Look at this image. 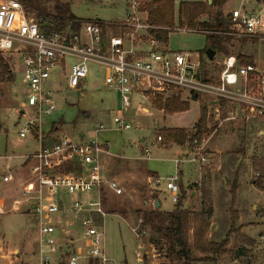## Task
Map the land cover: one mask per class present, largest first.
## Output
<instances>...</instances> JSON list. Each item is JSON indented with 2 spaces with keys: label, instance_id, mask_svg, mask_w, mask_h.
<instances>
[{
  "label": "built area",
  "instance_id": "2783aa9c",
  "mask_svg": "<svg viewBox=\"0 0 264 264\" xmlns=\"http://www.w3.org/2000/svg\"><path fill=\"white\" fill-rule=\"evenodd\" d=\"M149 2L128 0L120 19L78 17L63 28L45 30L20 0H0V53L15 54L22 67L23 98L13 114L19 135L33 133L39 142L37 150L26 156V170L15 173L10 168L2 175L1 180L11 184L16 194L0 196V214L20 211L35 216L38 264H105L109 260L105 229L90 214L96 210L106 215L101 197L94 196L105 182L115 194L124 191L116 178L104 179L103 155L109 149L96 139L76 141L44 130L51 124L45 119L58 109L59 95L81 91L93 73L92 65L103 73L102 83L118 95L120 108L113 116L118 130L138 128L126 112L138 106L147 112L146 103L162 95L205 98L216 125L264 118V72L255 63H240L233 54L216 60L218 69H203L201 53L170 49L155 34L159 27L149 19ZM231 13L232 23L225 33L232 39L259 33L263 25L259 13L242 7ZM74 22L77 28L72 27ZM167 29L202 31L178 23ZM104 129L99 124L95 131ZM157 139L161 141L162 136ZM206 143L205 139L191 144L193 155L188 160L199 164L200 170L209 163ZM151 150L149 146L147 154ZM181 161L175 159L174 175L148 177L152 189L162 188L175 204L181 192ZM63 165L69 167L62 169ZM196 184L201 186V181ZM140 222L144 224L143 219ZM133 230L140 239L146 234L139 227ZM12 252L15 257L19 254L18 249ZM254 253L264 255V229L254 240Z\"/></svg>",
  "mask_w": 264,
  "mask_h": 264
},
{
  "label": "rangeland",
  "instance_id": "374dc122",
  "mask_svg": "<svg viewBox=\"0 0 264 264\" xmlns=\"http://www.w3.org/2000/svg\"><path fill=\"white\" fill-rule=\"evenodd\" d=\"M181 1L185 0H176V9ZM257 1L260 3L256 4ZM126 2L127 0H38L40 7L48 12L59 14V8L70 7L69 14L74 16L104 20L121 18L125 12ZM229 5L232 8L242 7L247 12L253 9L258 12L264 5V0H229ZM262 15L264 18V10ZM72 27L77 28L78 24L74 23ZM206 46V35L202 32L173 31L169 34L168 47L174 51L200 53L206 49ZM227 49L228 53H216L213 60L207 58L205 66L209 69L216 66L218 69L215 61L221 59L223 55H241L244 52L241 56L247 57L246 53L253 55L264 72V34L257 33L254 36L232 39ZM2 55L14 74L13 80L0 82V196L10 197L16 194V189L11 184L4 183L1 180L2 175L10 168L15 173L24 171L25 168L22 169V167L27 166L24 163L26 154L34 153L39 142L33 133H29L26 137L19 135L17 116L13 114V111L18 109L20 100L23 98L22 67L15 54L3 53ZM92 72L85 79L81 91L66 90L59 95L58 109L45 119L46 122L51 123L45 125L46 133L69 135L76 141L88 142L96 139L100 143L108 144L111 153L127 156L131 153L142 155L136 140L144 138L147 146L152 147V155L160 158L146 160L145 165L149 170H157L160 173L159 176L167 177L174 175L176 171V166L169 161V158L178 156V151L182 149L177 146L161 147L157 144L156 136L162 134V130L167 128L164 126L177 124L190 126L181 128L194 132L195 121L199 117L201 108H207L208 130L203 133L201 140L207 141L205 150L208 153L209 163L203 167L202 185L194 186L200 190L203 204L200 209L194 210L193 208H199L200 203L183 201L186 198L184 196L181 208L189 211L192 216L198 214L204 218L209 224L208 239L218 243L226 241L223 246L225 252L211 258L209 254L193 250L194 260L190 264H264V255L254 253V242H250L251 239L253 241L258 239L260 232L264 229V170L261 169L264 166V118L251 119L247 123L236 126H231L232 122L225 121L218 126L212 122L213 118L209 114L205 98L186 99V95H183L185 99L178 97L189 103L187 112L166 111L158 107L154 100L146 103L149 111L144 112L137 103L138 107L131 108L125 116L141 128L118 130L113 122V116L120 108L118 95L102 83L103 73H100L95 65H92ZM161 97L166 99L167 95ZM181 112L184 113L167 120L161 116L165 113L173 115ZM54 123L55 127L51 131ZM99 124H103L105 129L96 132L95 129ZM190 154L191 157L193 154L192 152ZM220 163L222 168L217 172L216 169ZM68 167L63 165L62 169ZM181 167L186 171L190 165L183 163ZM133 168L138 169L139 165H134ZM104 169V179L112 178L113 167L108 165ZM188 172L185 173L183 183L187 181ZM214 172H217L215 212L210 191L205 185L211 181ZM126 177L124 181L114 177L124 188L122 194H115L107 187L106 182L94 193L95 197H101L102 208L106 213L102 216L96 210L90 211L96 224L105 229V246L109 258L105 264H144L137 260V251L143 252L141 244L143 242L149 244V239L154 241V245L147 247L148 253L143 254V260L149 262L165 256L163 249L167 240L161 237L162 232L155 231L150 223L149 225L140 222L143 211L149 209L145 207L144 199L148 198L150 207H153L152 198L156 197L159 191L150 187L149 191L143 176ZM251 181L256 185H253ZM190 188L193 187L190 185L188 190ZM185 192H188L187 189ZM202 192L208 193V197H204ZM159 198L163 209L175 208L176 204L168 192L161 191ZM256 203L258 206L253 208ZM232 209L237 213L236 219L233 218ZM133 227L146 230L143 242ZM193 234L194 222L191 220L188 232L191 243ZM36 240L37 221L33 214L20 211L0 214V264H20L21 261L16 260L12 252L15 248L19 249L18 259L21 257L25 260L21 263L38 264L35 255ZM25 251L26 254H24ZM158 253L159 257H154V254ZM176 258V256L166 257L160 264H183V260Z\"/></svg>",
  "mask_w": 264,
  "mask_h": 264
},
{
  "label": "trees",
  "instance_id": "16d2710c",
  "mask_svg": "<svg viewBox=\"0 0 264 264\" xmlns=\"http://www.w3.org/2000/svg\"><path fill=\"white\" fill-rule=\"evenodd\" d=\"M30 14H34L45 30L55 28H63L66 22L71 19L78 18L70 13V7L59 8V14L48 12L38 4V0H20ZM227 0H185L181 1L176 9V0H150L147 4L150 21L159 28L155 34L168 43L170 29L176 23L181 26H188L202 30L200 32L206 35L207 47H211L216 53H228L227 45L232 41L233 36L225 33L232 23V13L225 14L222 8ZM75 23V22H74ZM206 49L201 53V67L206 66L207 56ZM248 59L243 63H250ZM14 79L13 71L7 63L3 55L0 53V82L11 81ZM154 103L169 112L186 111L189 109V103L182 101L178 96H171L163 99L161 96L153 99ZM207 108L202 107L199 118L195 124V131L189 132L184 128H165L162 130V140L165 144L176 143L184 144L190 141V145L194 140L201 141L203 133L207 128ZM59 123V122H58ZM55 127V123L51 131ZM264 170V166L261 167ZM204 197H208L206 192H202ZM184 194L180 193L179 200L175 205V209L168 213L170 225L165 227V236L168 237L167 250L173 253L178 259L183 260V264H190L193 260V250L209 254L214 258L225 252L223 249L224 242H214L207 237L209 228L208 222L198 214L191 215L189 211L181 208V201ZM233 218H237V213L232 209ZM157 218L162 222L163 214L158 210L144 212L143 223ZM151 219V220H150ZM164 220V219H163ZM191 220L194 222L193 242H190L188 232ZM155 231L163 230L162 223L160 225L152 224ZM250 241V240H249ZM253 243V239L250 241Z\"/></svg>",
  "mask_w": 264,
  "mask_h": 264
},
{
  "label": "crops",
  "instance_id": "0c3cea01",
  "mask_svg": "<svg viewBox=\"0 0 264 264\" xmlns=\"http://www.w3.org/2000/svg\"><path fill=\"white\" fill-rule=\"evenodd\" d=\"M127 3H128V0L126 2V6H125V12L121 16V18L126 14V11H127ZM259 3L260 2L257 1L256 4H259ZM236 8H239V7H233V8L230 7L229 0H227V2L225 3V5L222 8V12L223 13H226V12L230 11L231 9H236ZM263 10H264V5L260 8V10L258 12H256V10H254V9L251 12L259 13L260 14V17H261V19L263 21V19H264V18H262L263 17V15H262V11ZM117 19H120V18H117ZM263 27H264V24L261 26L258 34H260V35L264 34L263 33L264 28ZM233 55H235V54H233ZM241 55H236L237 58H238V61L240 63H243V60L244 59H242V58H245V60L246 59L247 60L250 59L251 60V63H255L260 68V70L262 71L261 64H258L257 63V61L255 60V58H254L253 55H250L248 53H246V56L247 57H242ZM192 99L199 100V99H201V97L200 98L199 97H194ZM161 111H164V110H161ZM187 111L188 110H186L185 112H187ZM182 113H184V112L176 113V114H173V115H170V114H166L165 113L164 115H161V116H163L164 119L167 120L168 118H172L173 116L180 115ZM199 115H200V113H199ZM198 118H197V120H198ZM197 120L195 122H197ZM212 122H214L216 124L217 123V120L215 118H213ZM230 122H232V123H230L231 126H236V125H242V123H247L248 121H237V122L230 121ZM164 127H167V128H176V127L181 128V127H190V126H187V125H184V124H177V125H168V126H164ZM138 128H141V126H138ZM190 132H192V130ZM260 132H262V131H260ZM157 136H156V141H157V144L159 146L164 147V148H169V147L177 146V147H180V149H182L181 151H178V156L169 158V161H172L174 163V166H176L175 165V159H177V158L182 159V161L180 162V164L178 166L179 179H180L179 180V186H180V190H181L180 193H183L184 196L186 197L183 201L193 202L194 204L200 203L199 204V208H193L194 210L200 209L201 208V205L203 204L202 203L201 193H200V190L198 188H195L194 186L197 185L196 184V181H199V180L201 181V179H203V173H204L203 171H204V169L200 170L199 164H196V163L191 162V161L188 160V158L191 155L190 154V152H191L190 141H187L184 144H176V143H167V144H165L162 141H158ZM136 144L141 149L142 155H139L138 156V155H135V154H132V153L130 155H128V156L127 155H124V154L118 155V154H115V153H111L110 150H109V152L106 153L105 158L103 160V166L105 168L108 167V165L109 166H112L113 167V177H117L120 181H124L127 178L126 176H132V177H134V176H143L142 178H144V182H145V184L148 187L147 189L150 191L149 187L152 188V186L148 182V177H150V176H156V175H158L160 173L157 170H149L147 168V166L145 165V162H146V160L160 159V158L156 157L155 155H152V150H151L150 154H147V151L146 150H147V148L149 146H147L144 138L137 139L136 140ZM143 145H145V146H143ZM106 147L109 149V145L108 144L106 145ZM183 148H184V150H183ZM212 154L213 153H211V155ZM27 155L28 154H26V156ZM24 163H26V162H24ZM183 163H187L188 165H190V167L186 171H184L183 170V167H181V164H183ZM128 164H129V166H126ZM134 165H139V168L138 169L133 168ZM23 168H25L24 170H26L27 169V166L26 167H22V169ZM220 168H222V164L221 163L217 167L216 171L218 172L220 170ZM104 170L105 169L103 168V175H104ZM175 170H176V167H175ZM187 171H189L188 172L189 175L187 177V181L185 183H183L182 181H183V178L185 177V173ZM217 172H214L212 174V177H211V181L210 182L205 183L206 188L210 191V196H211V198L213 200L214 212H215L214 195H215V193L217 191V189H216V183H215V176H216V173ZM251 183L253 185H256L252 181H251ZM190 185L193 188H190L188 190V187ZM201 185H202V181H201ZM185 189H187V191H188L187 193L188 194L185 192ZM228 190H230V192H231V189L229 187H228ZM158 191L159 192H158L157 196L152 198V204L155 201V199H158V201H159V207L155 208L154 207V204H153V207H150V204H151L150 201L147 200L148 198H145L144 199L145 207H147L149 209H146L145 211H143V215H144V212H150L152 210H158V211H160L163 214V217H164L163 219L164 220L162 219V222H159L157 218H152V220L150 219L151 221H146L145 224L146 223L147 224L150 223L151 226H152L153 223L154 224H157V225H160L162 223L163 230H161V232H162L161 233L162 234L161 237L163 239L165 238L167 240L165 242V245L166 246L163 249L164 250L163 253H164L165 256L164 257H160V258H155L154 260H150L149 262H145L143 260V254L148 253L147 247H150V246L154 245V241H152V239H149L148 240V243L149 244H145L143 242V240H144V237H143L142 238V242L143 243L141 244V248H143V252L137 251V253L139 254V255H137V260L143 262L144 264H160L161 261L163 262V260L166 259V257L169 258V256H170L171 258H173V256H175L173 253H171L170 251L167 250V247H168V244H167L168 237H166L165 234H164V232H165V229L164 228L167 227L168 225H170V222H169V219H168V215L167 214L170 213V212H172L175 208L172 209V210L163 209V207H162V201L159 198V196H160V192L161 191L163 192L164 190L162 188H160ZM257 206L258 205L256 203L255 205H253V208L254 207H257ZM165 224H167V225H165ZM16 249L17 248H15L14 250H16ZM24 254H26V251L24 252ZM154 255H155L154 257H159L160 254L158 253V254H154ZM176 259H178V258H176ZM16 260H19V261L22 262L24 259H22L21 257H19V259H18V255H17ZM169 260L171 261V259H169ZM21 262H20V264H25V263H21Z\"/></svg>",
  "mask_w": 264,
  "mask_h": 264
},
{
  "label": "water",
  "instance_id": "95a60500",
  "mask_svg": "<svg viewBox=\"0 0 264 264\" xmlns=\"http://www.w3.org/2000/svg\"><path fill=\"white\" fill-rule=\"evenodd\" d=\"M205 54H206V56H207V58L209 60H213L214 57H215V55H216V51L214 49H212L211 47H207L206 48V51H205ZM153 204H154V207L155 208L159 207V201H158V199H155V201L153 202Z\"/></svg>",
  "mask_w": 264,
  "mask_h": 264
}]
</instances>
